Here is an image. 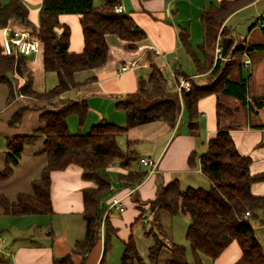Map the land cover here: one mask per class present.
<instances>
[{"label":"trees","instance_id":"trees-1","mask_svg":"<svg viewBox=\"0 0 264 264\" xmlns=\"http://www.w3.org/2000/svg\"><path fill=\"white\" fill-rule=\"evenodd\" d=\"M254 1L220 0L204 9L200 17L204 33L200 48L207 51L213 50L216 45L221 46L220 50L232 47L233 38H222L224 21L233 12ZM116 5L118 0H102L99 7L93 5V0H41L38 26L33 30L41 42L44 70L55 72L57 77L56 84L43 91L33 87V75L27 56L4 52L0 32V84H5L8 89L6 103L9 104L17 95L42 102L38 108L22 105L8 118L7 125L16 128L20 125L25 111L38 110L37 120L40 126L30 133L6 137L0 181L11 176L25 146L41 142L42 149L36 154L46 156V163L39 176L31 181V191L17 192L14 199L0 193V210L10 215L52 214L50 172L64 169L70 164L78 165L82 169V178L92 181L94 186H87L82 190L85 231L83 238L74 243L72 252L84 256L102 236L103 249L99 263L104 261L116 234V229L107 216L103 218L106 208L103 198L111 190V178L104 169L113 165L117 157L121 158L122 166L128 168L126 173L118 174V184L122 188L141 183L148 173V170L141 168L130 169L131 163L138 159V153L134 149L135 140L127 138L126 150L123 151L117 143L119 135L155 120L164 121L173 127L180 114L181 99L187 114L189 132L196 134V103L200 97L212 92L233 96L243 106L252 103V108L264 107V96L246 99L245 77L238 76L233 79L228 76L229 66L238 62L234 58L244 48L240 45L232 48L233 60L230 62L221 63L220 59L215 60L210 70L215 79L210 85L200 86L191 80L190 89H180V93L176 85L168 86L161 69L151 63L148 76L139 78L137 91L116 102V106L125 114L124 124L101 119L88 132H70L67 116L75 113L82 125L87 114V104L84 100L62 101L60 97L69 90L84 86L92 79L79 83L75 79L76 72L94 68L106 60V34L111 33L127 41L128 48L146 37L129 14L114 11L113 7ZM28 11L22 0H0V30L12 18L30 25L26 19ZM62 14L78 16L83 39V47L79 52L69 50L70 26L60 20ZM262 17L260 15L258 19ZM179 37L184 44H188L185 30L179 31ZM246 50H259L264 54V42L248 45ZM14 74L24 78V82L17 89L13 86V80L16 79ZM231 114L230 109H223L218 104V119ZM255 126L264 128V125ZM250 163V156L241 154L236 149L229 131L218 128L216 134L207 141L206 150L199 158V168L207 177L209 188H182L176 178L159 185L154 198L149 201V209L165 211L170 215L183 213L189 216L185 238L190 246L192 261L187 259L185 246L171 240L162 224L158 223L159 233L154 229L153 233L150 229L144 230L146 236L153 237L147 253L148 263L159 264L162 252L167 248L168 256L162 264H203L201 254L215 259L235 240L240 247L241 256L233 264H264V249L250 222L258 217L259 211L264 213V194H254L251 191L253 183H264V170L251 173ZM188 164L190 167L194 166L193 153L188 157ZM140 218L141 215L138 219ZM54 264H73L72 255L67 254L54 261ZM119 264H147L132 236L124 242Z\"/></svg>","mask_w":264,"mask_h":264},{"label":"crops","instance_id":"crops-1","mask_svg":"<svg viewBox=\"0 0 264 264\" xmlns=\"http://www.w3.org/2000/svg\"><path fill=\"white\" fill-rule=\"evenodd\" d=\"M1 1L7 2L8 0ZM22 1L28 7L29 11L26 19L30 25L27 26L22 21L12 18L3 27L7 28L8 31L21 28L33 30L34 27L38 26L41 0ZM219 1L118 0V5H121L124 12L131 16L133 22L144 31L146 37L132 48H128L127 41L114 34H106L105 38L108 45L106 60L94 68L76 72L75 76L80 73L84 74L80 77L82 80H76L79 83L92 79L84 86L69 90L60 97L62 101L84 100L87 104V114L82 125L79 124L75 113L67 116L66 122L69 131L72 133H75V131L88 132L91 126L101 119L116 124H124L125 114L116 106V102L137 91L138 80L148 76L151 63L156 64L162 73L164 70L168 71L169 77H165L168 86L176 85V89H178L177 86L181 80L189 84L192 80L200 86H206L210 85L215 79V76L210 73L215 60L220 59L221 63L230 62L233 60L232 48L240 45H243L244 48L240 49L238 52L241 54L234 58L238 62L229 66L228 76L233 79L238 78V76L246 78L247 100L253 96H264V80L255 84V79H253L256 75V69L258 70L259 67L255 68L254 66L253 52L246 50L248 45L264 42V37L261 41L253 42L250 39L252 31L250 28L245 38L246 41L241 44L235 39L230 27L227 26L232 15L241 8L233 12L224 21L222 38H233L232 47L220 50L221 46L216 45L213 50L207 51L200 48L204 35L200 18L201 13L204 9L212 4H217ZM259 1L255 0L250 4ZM60 20L67 24L68 20L73 22L71 25L68 24L70 26L69 50L72 52L81 51L83 39L78 16L75 14H62ZM2 29L0 30L1 33ZM180 30L187 32L188 44H184L180 40ZM217 46L219 47L218 54L215 50ZM135 58H138L136 67L126 71L120 70L125 62ZM247 59L250 60L249 63H245ZM260 60V65L264 67L263 52ZM27 63L32 71L33 87L38 91L47 89L45 81L43 84H39V80H44L46 73L50 72L45 71L43 68L41 51L36 56L28 55ZM248 68H250L249 75H246L245 70ZM13 76L16 77V87L24 82L23 77L16 74ZM177 91L180 93V90ZM6 94L7 92L3 94L0 103V140H6L7 136L13 135L11 131L19 129V126L12 128L7 125L10 115L20 107H13L14 104L20 99L29 100V97L17 95L15 100L7 104L5 101ZM218 104L223 109H230L232 114L218 119ZM251 104L247 103L243 106L237 98L215 92L200 97L196 103L198 112L196 134H192L187 127V114L181 99L180 114L173 127L164 121L155 120L133 127L126 133L128 136L129 132L135 128H141L142 130L148 128V133L155 140L152 148L140 146L142 133L137 137L130 136L129 139L135 140L138 149H134L138 153V159L147 158L151 160L155 163L156 171L151 174L147 173L141 183L132 187L122 188L118 183L111 182V190L105 195L103 203L108 204L113 197H120L123 203V210L112 208L103 216V218L107 216L111 225L116 229V234L112 238V248L118 242L123 250L124 242L130 236L135 240V228L140 224H147L150 219L149 214L156 213L155 210L150 211L149 201L154 198L159 185H164L171 179L176 178L181 186H191L197 174H200V177H206L199 168V158L206 150L207 141L216 134L218 128L227 129L238 152L250 156L251 173L264 170V145L260 146V143L264 142V128L255 126L264 124L251 126L249 113L254 111ZM263 109L264 107L258 108V113ZM243 111L248 114L246 126L242 128L230 124L229 119ZM5 112H8V115L2 116L1 114ZM158 128H160V134L156 136ZM41 149V142L34 145V147L25 146L20 161L13 168L11 176L0 181L8 182L17 173L24 171L26 186L0 188V193L9 199H14L17 192L31 191V181L39 176L41 168L46 163L45 155L36 154ZM25 150H28V159L26 160L24 158ZM4 152L5 149L0 150V169L4 166ZM192 153L194 166L190 167L188 157ZM43 158L44 161H42ZM23 165H26V169H21ZM143 167H145L143 170H148L146 166L143 165ZM112 168L120 171V173L128 171L126 167ZM50 179L52 214L10 215L4 214L0 210V264H54V261L67 254L72 255L73 264H101L99 262L103 249L102 236L84 256L72 252L74 243L83 238L85 231L82 217V190L84 187L94 186V183L84 180L81 167L75 164H70L61 170H52ZM251 191L254 194L263 195L264 183H253ZM140 215L141 218L138 219ZM102 232L103 226H101ZM240 256V247L234 240L217 258L210 259L212 264H233Z\"/></svg>","mask_w":264,"mask_h":264},{"label":"rangeland","instance_id":"rangeland-1","mask_svg":"<svg viewBox=\"0 0 264 264\" xmlns=\"http://www.w3.org/2000/svg\"><path fill=\"white\" fill-rule=\"evenodd\" d=\"M101 4H102V0H93L94 6L99 7ZM260 15H264V0H260L259 2L249 4L241 8L239 11H237L235 14L232 15V17L228 21L227 26L230 27L235 39L238 42H241V44H244V42L246 41L245 38L250 28L252 29L250 33V39L253 42L262 40V38L264 37V33L262 29L260 30L259 24L256 23L257 18ZM75 21L77 22V19ZM67 22L70 25L73 23L70 20H68ZM250 51L253 52L252 58H254L255 68L259 67L258 70L256 69V73H255L256 75H254V78H253L255 79L254 83L258 84L259 82H262L264 80V67L260 65V62H261L260 57L262 55V51H259V50H250ZM245 71L247 72L246 75H249L248 72L250 71V68L246 69ZM81 75H84V74L83 73L78 74L77 76H75V79L82 80L80 79ZM163 75L165 77H169L168 71L164 70ZM15 80H13V86H14V89H17ZM44 81L46 83L47 89L53 87L57 82L55 72L53 71L47 72L46 78L44 80L43 79L39 80V84H43ZM189 85H190L189 83H184L182 85L178 84L179 88L177 90H180V89H183L184 91L188 90L190 89ZM5 92H8L7 86L5 84H0V103L2 101V97H3V94H5ZM15 99L16 97L13 100ZM22 105H28L29 107L36 106L38 108L40 105H42V102L38 101L35 98L29 97V100H25V99L18 100V102L15 103L13 107L22 106ZM253 108H254L253 109L254 111H251L249 113L251 124H252L251 126L253 127L255 124H264V109L258 113L257 111L258 108L256 107H253ZM38 112H39L38 110H27V112L23 113L22 115L19 129L17 131H11V132L13 134H26V133H30L35 128L39 127L40 124L37 120ZM1 115L6 116L8 115V112H5ZM246 118H248V114L246 113V111H243V112H239L238 114H236L233 118L229 119V121H230V124H232L233 126H238V127L243 128L244 126H246V122H247ZM141 133H142V138H141L140 146L144 148H149V147L152 148V145L155 140L153 139V136L148 133L147 127L144 128V130H142L141 128H137V129L135 128L129 132L128 136L127 134L119 135L117 137V143L119 147L123 151H125L127 138H129L130 136L137 137ZM156 134H157L156 136L160 134V128L157 129ZM262 145H264V142L260 143V146ZM26 147H34V145L26 146ZM134 148L138 149L136 145L134 146ZM3 149H6L5 140H0V150H3ZM41 155H45V154H41ZM24 158L25 160L28 159V150L24 153ZM140 159L133 161L130 165V169H136V168L144 169L145 167H143V165L140 163L139 161ZM42 161H44V158L42 159ZM109 167L111 168L109 169L107 167L104 169V171H106L109 174L112 183L114 184L118 183L117 176L120 173V171L116 169L114 170L112 167L123 168L121 164V158L117 157L113 165ZM21 169H26V165L25 166L23 165ZM25 177L26 175L24 174V171H21L17 173L16 176L12 180H9L8 182H0V188L6 189V187H18V185L25 187L26 186V183L24 182ZM191 186L196 187V188L197 187L209 188L210 185L206 177L204 176L200 177V174H197ZM185 187L186 185L182 186V188H185ZM104 198H103V201H104ZM150 211L149 213H151ZM157 212L159 213V216ZM157 212L155 214L153 213L149 214L150 219L147 224L143 223V224L138 225L135 228V231H134L135 241H136L137 248L139 250L140 255L144 258L146 263L149 264L147 261V253H148L149 246L153 243V237L151 235L146 236L143 233V231L146 229H150V231H152L153 233V229H154L159 233V231L157 230V224L161 223L162 226L164 227L163 229L165 233L168 235V237L171 240L185 246L187 259L189 262H191L192 256H191L190 246L185 238V230H186L187 224L190 221L189 216L183 213L170 215L165 211L158 210ZM250 222H251V225L255 231V234L262 248L264 249V213L262 211H259L258 217L256 219L251 220ZM121 253H122V247L120 246V244H118V242H116L114 245V248L111 247L109 249V251L105 255L104 262L101 264H119ZM167 256H168V249L164 248L162 255L160 257L159 264H162L163 260ZM200 257L203 261V264H212L210 257L203 255V254H201Z\"/></svg>","mask_w":264,"mask_h":264},{"label":"built area","instance_id":"built-area-1","mask_svg":"<svg viewBox=\"0 0 264 264\" xmlns=\"http://www.w3.org/2000/svg\"><path fill=\"white\" fill-rule=\"evenodd\" d=\"M116 12H124V9L121 5H116L113 7ZM259 24V28L264 30V15L262 18L256 21ZM4 52L6 54H22L25 56L33 55L36 56L41 51V42L36 35L35 31L30 28H21L14 29L12 31H8L7 28L2 29L1 33ZM217 54L219 53V47L215 49ZM157 52L156 50H154ZM250 60H245V63H249ZM138 65V58H135L131 61L125 62L121 67V71H126L128 69H132ZM184 83V80L180 81V85ZM179 88V86H178ZM140 163L148 168V173H154L156 171L155 163L147 158H141ZM120 197H113L108 202L104 215L107 214L112 208H117L119 210H123V203ZM245 215H248V212H245Z\"/></svg>","mask_w":264,"mask_h":264}]
</instances>
